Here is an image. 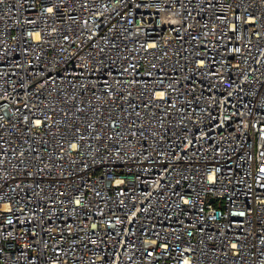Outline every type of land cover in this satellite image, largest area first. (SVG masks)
I'll list each match as a JSON object with an SVG mask.
<instances>
[{
    "label": "built area",
    "instance_id": "2783aa9c",
    "mask_svg": "<svg viewBox=\"0 0 264 264\" xmlns=\"http://www.w3.org/2000/svg\"><path fill=\"white\" fill-rule=\"evenodd\" d=\"M0 264H264V0H0Z\"/></svg>",
    "mask_w": 264,
    "mask_h": 264
}]
</instances>
